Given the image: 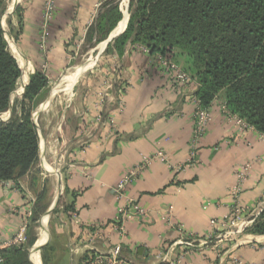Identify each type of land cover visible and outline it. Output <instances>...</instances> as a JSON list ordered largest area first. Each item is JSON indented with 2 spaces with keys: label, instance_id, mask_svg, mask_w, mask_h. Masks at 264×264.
<instances>
[{
  "label": "crops",
  "instance_id": "obj_1",
  "mask_svg": "<svg viewBox=\"0 0 264 264\" xmlns=\"http://www.w3.org/2000/svg\"><path fill=\"white\" fill-rule=\"evenodd\" d=\"M103 1L55 0L46 21L44 0H28L30 7L17 18L21 30L13 56L23 77L42 70L49 80L62 79ZM119 25L102 49L121 34ZM81 74L71 86L77 91H60L65 103L40 114L33 171L18 182V191L0 186V249L17 234L27 203L53 184L60 211L50 222V237L37 235L36 241L52 246L49 264H88L116 249L118 264H264V235L247 233L264 210V136L240 130L216 98L207 109L204 135L193 146L198 84L190 78L177 86L138 44L127 42L121 55L105 57L82 78L85 87ZM57 92L47 99L55 103ZM144 159L149 163L119 198V183ZM244 166L247 175L238 182L236 171ZM234 201L247 211L243 228L230 227ZM129 202L145 214L124 220L119 232L114 221ZM36 254L41 249L30 253Z\"/></svg>",
  "mask_w": 264,
  "mask_h": 264
},
{
  "label": "trees",
  "instance_id": "obj_2",
  "mask_svg": "<svg viewBox=\"0 0 264 264\" xmlns=\"http://www.w3.org/2000/svg\"><path fill=\"white\" fill-rule=\"evenodd\" d=\"M132 3L127 28L113 42L118 55L130 42L167 61L177 63L176 59L181 57L182 68L197 80L196 101L200 109L207 110L220 97L232 115L264 136V0ZM4 5L5 0H0V182L13 181L19 188L18 182L38 162L40 136L33 115L46 99L50 80L44 71L37 70L22 87L23 72L5 39ZM117 7L103 3L85 41L101 31L104 23L108 25L105 35H109L120 19ZM46 196V187L36 194L25 242L0 249V264H35L30 249L37 241L36 229L49 207L44 203ZM72 210L70 204L63 212ZM59 211L56 207L52 215ZM247 233L264 235V210ZM40 244L41 263L49 264L52 246L44 241Z\"/></svg>",
  "mask_w": 264,
  "mask_h": 264
},
{
  "label": "rangeland",
  "instance_id": "obj_3",
  "mask_svg": "<svg viewBox=\"0 0 264 264\" xmlns=\"http://www.w3.org/2000/svg\"><path fill=\"white\" fill-rule=\"evenodd\" d=\"M27 1L28 0H5L4 15H3V21H2L3 22V29H4V32H5V39L7 41L8 48H9L11 54L14 57H16V55H17V47H16V40L17 39H16V36L19 33L18 30H21V27L19 25V22L17 21V18H18V16L23 15V12H24L25 9H27V7H30L27 4ZM132 1H134V0H105L98 6L97 10H98V13H99L101 11L102 7H103V3L104 2L106 4L107 3H114V5L118 6L117 8H118V11L120 13V19L118 20L116 25L113 27V29L110 31V33H109V35L107 37H106L105 34H106V28L108 27V25H106V23H104L103 24V29L101 31H99L98 33H96V35H93V37H91V39H89V40L86 39V41H85V38H84L83 40H81L80 44H78L77 47L75 46L74 49L71 52V55H72V58H73L72 67H70V69L65 74H63V76H70V75H72L74 73L79 72L82 69H85V70L87 69L85 72L83 71L84 72L83 74H81V76H80L81 81H80V79L78 80V81H80V83H83L84 84L83 87H85V82H84L85 80H82V78L84 79V77H86L90 73H92L96 66H100L101 62L105 59V57L109 56L112 53H115V54L118 55L117 51L115 50V48L113 46V42H114V40L116 38L121 36L125 32V30L127 28L128 22L131 19V15L133 13L132 12V10H133ZM54 2H55V0H54ZM54 6H55V4H54ZM18 9L20 10V13H19ZM124 18H126L125 28L122 31H120L121 34H117V36L115 38H113L106 45L105 48L102 49L101 45H103L109 39V37L111 36V33L116 30L117 26L119 25L120 22L123 21ZM100 23H101V21H100ZM18 27H19V29H18ZM139 46L144 51L148 52L147 49L144 46H142V45H139ZM157 57H159V56H157ZM171 62L174 63V65H176L181 72H183L184 74L187 75L189 81H190V78H191V79L195 80L196 84H198L196 78L192 77L187 71H185L182 68L183 61L180 63V65H178L174 61H171ZM91 65H93V66L90 68L89 66H91ZM23 74H24V72H23ZM28 80H29V77H27V79L25 77H23L22 86L26 85L28 83ZM61 80L62 79H50V85H49V89H48V92H47V95H46V99H45V101H43V102H49L48 103L49 105L47 104V106L44 107L41 110V112H39V113L37 112L38 114H37L36 117H35V115H33L34 121L36 122V124L38 123L37 126L41 123V119L39 120L41 113H43L48 108H50L51 105H53V107H54V105L57 106V105H60V103H62V104L65 103V100H64L65 95L62 96L63 93L60 92V91H77L78 87L77 88L76 87H71L73 83L71 85L69 84L68 85L69 87L66 86L65 84H63V85H61L62 87L60 86L61 88H60V90H58V92H57V94L55 96L56 97L55 103H52L51 100H49L47 98L49 97V95L51 94V92L53 91L55 86L58 85V84L60 85ZM64 88H66V89H64ZM179 89L181 90L182 88H179ZM217 99L220 100L221 103H223L222 102L223 101L222 98L217 97ZM39 106H38V108H39ZM44 126H46V123H44ZM44 128H46V127H44ZM46 186H47L48 189H47V196H46V199H45L44 203L45 204H50V202L53 200L52 203L55 205L53 210L56 207L59 209V207H61V204H59L60 203L59 199L56 200V198H57V196H56L57 189H56L55 185H53V184L48 185L47 184ZM52 203H51V205H53ZM48 206H50V205H48ZM49 208L50 207H48V209L45 212L44 216L41 218V219H43V223L40 225V227H38L36 229L38 238H40V236L42 234H43V237H46L47 233H49V237H50V232H52V228L54 227L53 226L54 224L50 225V222L52 220L57 219L56 215H52L53 211L50 213V215H49L50 218L48 219L47 214H48ZM38 255L39 254L33 255L34 256L33 259L35 261V264H41L40 257Z\"/></svg>",
  "mask_w": 264,
  "mask_h": 264
},
{
  "label": "built area",
  "instance_id": "obj_4",
  "mask_svg": "<svg viewBox=\"0 0 264 264\" xmlns=\"http://www.w3.org/2000/svg\"><path fill=\"white\" fill-rule=\"evenodd\" d=\"M54 4H55L54 0H44V12H45L46 21H50L52 16H53L54 9H55ZM156 60L158 63V67L164 73L168 74L169 77L173 78V80L177 83L176 84L177 86L183 87L185 84L188 83L189 80H188L187 75L184 74L183 72H181L178 69V67L176 65H174L172 62L164 60L160 57H156ZM221 109H222L223 114L228 119H232L233 121H235V123L238 125L240 130L242 128L243 129H245V128L252 129L251 127L246 125L242 120H240L236 116L230 114L229 111L227 110V108L223 104H221ZM36 114H37V112H35L34 115L36 116ZM209 120L210 119H209V115H208L207 110L200 109L196 103V109H195V113H194V124H193V131H192V145L193 146H196L200 142V140L202 139V137L204 135V131L206 129V126H207ZM156 158L161 160V161H165V156L162 153H158L156 155ZM149 161H150L149 159H144L142 164L137 166L135 169L131 170L129 175H127L119 183L118 188H117V193H118L119 198H121L122 195L124 194L123 192L126 190L127 185H129L132 182L133 178L144 169V165H147L149 163ZM247 171H248L247 166H244L240 170L236 171V177H237L238 182H241L242 180L245 179V177L247 175ZM0 186L5 187V188H9V189L14 190V191H18V188L16 187V183L13 181L0 182ZM233 194L232 195L235 197V193H233ZM32 204H33L32 202L27 203L28 206L25 208V210H23L24 212L22 213V217H21L22 221H21V224L18 228V232L12 238V240L8 243V245L6 247H8L10 245H20V244H23L25 242V240H26L25 233H26V229H27L29 220L31 218ZM14 212L17 213L16 210H14ZM246 213H247V211L245 209L239 207L238 203H236L234 201L232 203V208L230 210V215H231L230 220H229L230 227L243 228L246 224L243 221ZM119 214H120V217L115 219L114 226L119 232H122L124 220H126L132 216H136V217L143 216L145 213L136 204L129 202L124 207L119 209ZM95 229H94L95 230L94 233H97V231L100 228L98 227ZM188 239L190 240L191 238L188 237ZM187 245H189V244H187ZM118 252H119L118 249H116L113 252V254H111L109 257H105V256L97 254L94 257V259L88 264H118V263H120L118 261Z\"/></svg>",
  "mask_w": 264,
  "mask_h": 264
},
{
  "label": "bare ground",
  "instance_id": "obj_5",
  "mask_svg": "<svg viewBox=\"0 0 264 264\" xmlns=\"http://www.w3.org/2000/svg\"><path fill=\"white\" fill-rule=\"evenodd\" d=\"M125 22H126V19H123V21H122V23L119 25V29H117V33H119L120 31H122L123 30V28H124V26H125ZM83 71H85V69H82V70H80L79 72H77V73H74V74H72V75H70V76H64L63 78H62V80H61V83H60V85L58 84V85H56L55 86V88L53 89V91H58V90H60V88L62 87L61 85H63V84H65L66 86H68L69 84L71 85L76 79H77V77L79 76V74H81ZM61 86V87H60ZM69 87V86H68ZM64 89H66V88H64ZM63 89V90H64Z\"/></svg>",
  "mask_w": 264,
  "mask_h": 264
},
{
  "label": "water",
  "instance_id": "obj_6",
  "mask_svg": "<svg viewBox=\"0 0 264 264\" xmlns=\"http://www.w3.org/2000/svg\"><path fill=\"white\" fill-rule=\"evenodd\" d=\"M109 42V41H108ZM25 85H23L22 87H24ZM50 213V210H48V214ZM47 214V215H48ZM41 249V246H38V242H36V244L32 247V249L30 250V253H33V252H38V250Z\"/></svg>",
  "mask_w": 264,
  "mask_h": 264
}]
</instances>
